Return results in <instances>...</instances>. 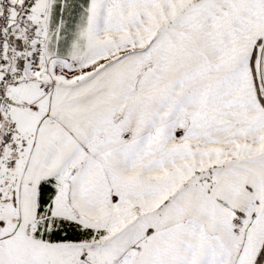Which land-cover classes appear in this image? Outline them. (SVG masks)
I'll use <instances>...</instances> for the list:
<instances>
[{
	"label": "snow or ice",
	"instance_id": "snow-or-ice-1",
	"mask_svg": "<svg viewBox=\"0 0 264 264\" xmlns=\"http://www.w3.org/2000/svg\"><path fill=\"white\" fill-rule=\"evenodd\" d=\"M0 264H264V0H0Z\"/></svg>",
	"mask_w": 264,
	"mask_h": 264
}]
</instances>
